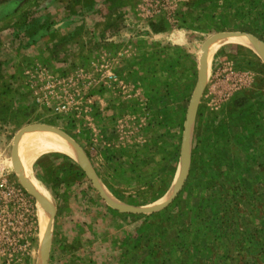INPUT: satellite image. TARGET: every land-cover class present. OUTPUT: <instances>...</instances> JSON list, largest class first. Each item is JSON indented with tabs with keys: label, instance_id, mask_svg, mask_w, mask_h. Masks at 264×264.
Here are the masks:
<instances>
[{
	"label": "rangeland",
	"instance_id": "obj_1",
	"mask_svg": "<svg viewBox=\"0 0 264 264\" xmlns=\"http://www.w3.org/2000/svg\"><path fill=\"white\" fill-rule=\"evenodd\" d=\"M228 34L264 48V0L0 2V176L31 179L39 194L40 184L55 210L43 230L38 201L32 248L0 250V264H141L173 226L155 216L168 208L151 210L175 195L185 144L174 214L206 205L219 224L237 226L229 240L243 253L227 264H264V58L251 42L212 51ZM48 81L76 100L62 116L36 101ZM45 132L83 148L99 182L60 151L25 170L20 153ZM99 183L117 206L149 212L113 207Z\"/></svg>",
	"mask_w": 264,
	"mask_h": 264
},
{
	"label": "crops",
	"instance_id": "obj_2",
	"mask_svg": "<svg viewBox=\"0 0 264 264\" xmlns=\"http://www.w3.org/2000/svg\"><path fill=\"white\" fill-rule=\"evenodd\" d=\"M179 172L180 163L177 162L173 167L169 188L176 183ZM171 202L162 208L163 210L168 208L166 214L157 213L155 216H161L163 221H170L173 226L165 225L162 227L163 238L161 242L147 245L148 255L143 257L141 264H162L165 263L164 260H171V264H179L176 262L181 264H196L197 262L227 264L229 259H241L239 254L243 253V245H238L237 242L234 243L229 240V237L236 232V224H219V215L212 214L207 206L202 210L195 211L190 209L188 211L183 208L181 211L178 208V214L175 215ZM176 220L178 224H175ZM143 227L140 226L138 229L139 237L134 241L135 245L139 243L138 246H141L142 239L147 238V235L143 234L145 232ZM123 260L124 262H132L133 259H116L119 263Z\"/></svg>",
	"mask_w": 264,
	"mask_h": 264
},
{
	"label": "built area",
	"instance_id": "obj_3",
	"mask_svg": "<svg viewBox=\"0 0 264 264\" xmlns=\"http://www.w3.org/2000/svg\"><path fill=\"white\" fill-rule=\"evenodd\" d=\"M55 114L67 113L76 100L67 90L58 93L54 81L45 84L44 91L36 100ZM39 214L38 200L20 183L8 181L0 176V250L19 253L32 248L28 237L34 231Z\"/></svg>",
	"mask_w": 264,
	"mask_h": 264
},
{
	"label": "bare ground",
	"instance_id": "obj_4",
	"mask_svg": "<svg viewBox=\"0 0 264 264\" xmlns=\"http://www.w3.org/2000/svg\"><path fill=\"white\" fill-rule=\"evenodd\" d=\"M228 35H230V36L220 37L221 39L224 38V40H221L220 42L218 41V42L213 43V45L211 46L212 51L217 49V47L220 45V43L223 44V43H229V42L235 41V42H239L241 44H244V45H247V46H250V47H252L251 45L254 44L252 48L256 52L259 50L261 56L264 57V48L262 47V43L261 42H257L256 43L252 39L236 37V36H238L236 34H228ZM220 38H217V39H220ZM215 39H216V36H213L212 41L207 46V50H206L207 53H208L209 45ZM250 42L253 43V44H251ZM207 60H208V56H207ZM204 76H205V72H204ZM190 128H191V125H190ZM67 140H65L63 138H59L57 136H54V134H50L48 132L47 133L46 132L45 133H38V134L37 133H35V134L31 133V136L29 137V139L27 141V149L23 152V154L20 153V158H21V161H22L24 169L29 172L30 164L32 163L34 158L39 153H43L45 151H60V152L66 153V154L74 157L75 159H80V162H83L84 165L87 168L88 167V160H87V157H86L85 153L76 144H72L73 143L72 141H71L72 142L71 143V142H68ZM88 169H89V167H88ZM89 171H90V169H89ZM27 183H28V186L33 188L34 191L36 192V194L41 199H43V200H41V199L39 200V206H40V218H41V222H42V228L44 230L45 225L47 223H49L48 219L51 218V215H52V212H53L51 210L53 208L51 209L50 207L53 204H50L51 201L49 202L48 197H47L46 192H45L46 190H45V188L43 186L38 184L39 191H40V194H39L37 189L34 188L35 186L33 185L31 179ZM104 193H106V192H104ZM109 198H111V196H109ZM111 203H113V201ZM113 204H115V203H113ZM47 213H48L49 216L47 215Z\"/></svg>",
	"mask_w": 264,
	"mask_h": 264
},
{
	"label": "water",
	"instance_id": "obj_5",
	"mask_svg": "<svg viewBox=\"0 0 264 264\" xmlns=\"http://www.w3.org/2000/svg\"><path fill=\"white\" fill-rule=\"evenodd\" d=\"M223 33H226V32H223ZM233 33H239V34H246V35H249V36H251V37H253L254 39H256V40H258L254 35H252V34H249V33H241V32H233ZM219 34H221V33H219ZM212 39H213V37L206 43L207 45L206 46H208V44L212 41ZM258 41H260V40H258ZM207 50V47H206V49H205V51ZM207 52V51H206ZM263 57V56H262ZM264 58V57H263ZM205 61V60H204ZM204 72H205V63H204V66H203V69H202V77H204ZM42 126H44V127H49V128H52L53 129V127H51V126H47V125H42ZM189 126H190V123H189ZM67 137L69 138V139H71L68 135H67ZM72 140V139H71ZM74 143H76L74 140H72ZM77 144V143H76ZM78 145V144H77ZM78 147L84 152V153H86L84 150H83V148H81L79 145H78ZM88 156V155H87ZM182 159H183V178H182V181H183V179L187 176V171H188V167H189V151L187 150V144H185L184 146H183V154H182ZM84 168V167H83ZM89 174H90V176H91V178L93 179V181H98V178L96 177V175H95V173H94V170H93V168L89 171L88 169H86V168H84ZM21 178H22V180H21V182H22V184L24 185V187L28 190V192L30 193V194H32L38 201H39V199H38V196H37V194H36V192L34 191V189L33 188H31L30 186H28V183L24 180V178H23V176L21 175ZM181 181V183H180V185H179V187L173 192V193H175V195L178 193V191H179V189L181 188V186H182V184H183V182ZM99 182V181H98ZM97 188H98V190H102V188H101V186H100V183H99V185H97ZM102 193L104 194V197L106 198V200L113 206V207H115V208H117V209H119L120 211H127V212H140V213H147V212H149V211H147V210H144V209H140V208H136V207H134V208H129V207H127V206H124V207H121V206H117V205H115V204H113V203H111L109 200H108V197L105 195V193L103 192V190H102ZM175 195L174 196H172V197H170L169 199H167L166 201H164V203H162L161 205H159V206H157L155 209H152L151 210V212L152 211H157V210H159V209H162V208H164L166 205H168L172 200H173V198L175 197ZM42 202V201H41ZM55 211V210H54ZM54 211H53V213H54ZM52 213V214H53ZM49 229H50V225L48 226V228H47V233H48V237L46 238V240H48L49 239Z\"/></svg>",
	"mask_w": 264,
	"mask_h": 264
},
{
	"label": "trees",
	"instance_id": "obj_6",
	"mask_svg": "<svg viewBox=\"0 0 264 264\" xmlns=\"http://www.w3.org/2000/svg\"><path fill=\"white\" fill-rule=\"evenodd\" d=\"M1 1H3V0H0V2H1ZM261 37H262V39L264 38V36H263V35H262ZM55 155L61 156V155H59V154H55ZM88 156H89V155H88ZM62 157H66V156H62ZM66 158H68V159H69V157H66ZM170 179H171V177H170ZM169 181H170V180H169ZM168 186H169V182H168V184H167V187H168ZM167 187H166V188H167ZM167 189H168V188H167ZM26 190H27V189H26ZM27 191H28V190H27ZM34 198H35V197H34ZM206 204H207V203H206ZM205 206H206V205H204V206L202 207V209H204V208H205ZM185 209H186V208H185ZM189 209H190V210H192L191 208H188V209H186V210H188V211H189ZM202 209H199V210H202ZM196 224H197V223H196ZM197 233H199V232H197Z\"/></svg>",
	"mask_w": 264,
	"mask_h": 264
}]
</instances>
